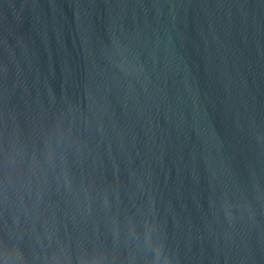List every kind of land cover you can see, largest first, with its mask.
Masks as SVG:
<instances>
[{
	"label": "water",
	"instance_id": "water-1",
	"mask_svg": "<svg viewBox=\"0 0 264 264\" xmlns=\"http://www.w3.org/2000/svg\"><path fill=\"white\" fill-rule=\"evenodd\" d=\"M0 264H264V0H0Z\"/></svg>",
	"mask_w": 264,
	"mask_h": 264
}]
</instances>
